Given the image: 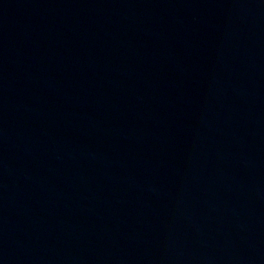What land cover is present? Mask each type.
Returning <instances> with one entry per match:
<instances>
[{"label": "water", "instance_id": "1", "mask_svg": "<svg viewBox=\"0 0 264 264\" xmlns=\"http://www.w3.org/2000/svg\"><path fill=\"white\" fill-rule=\"evenodd\" d=\"M0 264H264V0H0Z\"/></svg>", "mask_w": 264, "mask_h": 264}]
</instances>
